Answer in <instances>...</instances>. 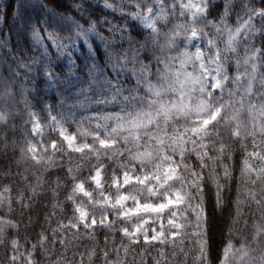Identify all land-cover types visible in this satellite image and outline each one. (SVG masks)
I'll use <instances>...</instances> for the list:
<instances>
[{
    "label": "snow or ice",
    "instance_id": "1",
    "mask_svg": "<svg viewBox=\"0 0 264 264\" xmlns=\"http://www.w3.org/2000/svg\"><path fill=\"white\" fill-rule=\"evenodd\" d=\"M0 264H264V0H0Z\"/></svg>",
    "mask_w": 264,
    "mask_h": 264
}]
</instances>
